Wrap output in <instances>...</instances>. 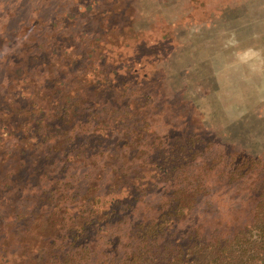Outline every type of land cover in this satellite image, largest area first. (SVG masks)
<instances>
[{"label":"rangeland","instance_id":"rangeland-1","mask_svg":"<svg viewBox=\"0 0 264 264\" xmlns=\"http://www.w3.org/2000/svg\"><path fill=\"white\" fill-rule=\"evenodd\" d=\"M263 197L264 0H0V264H176Z\"/></svg>","mask_w":264,"mask_h":264},{"label":"trees","instance_id":"trees-1","mask_svg":"<svg viewBox=\"0 0 264 264\" xmlns=\"http://www.w3.org/2000/svg\"><path fill=\"white\" fill-rule=\"evenodd\" d=\"M174 263L264 264V199L254 221L238 230L232 239L196 242L187 247L186 256L174 259Z\"/></svg>","mask_w":264,"mask_h":264}]
</instances>
